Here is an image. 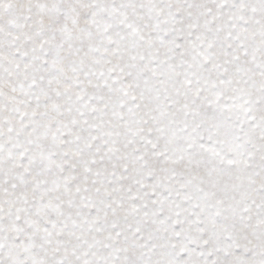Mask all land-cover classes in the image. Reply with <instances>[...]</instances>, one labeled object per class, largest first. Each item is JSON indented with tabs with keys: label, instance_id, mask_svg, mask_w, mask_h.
<instances>
[{
	"label": "snow or ice",
	"instance_id": "1",
	"mask_svg": "<svg viewBox=\"0 0 264 264\" xmlns=\"http://www.w3.org/2000/svg\"><path fill=\"white\" fill-rule=\"evenodd\" d=\"M0 264H264V0H0Z\"/></svg>",
	"mask_w": 264,
	"mask_h": 264
}]
</instances>
